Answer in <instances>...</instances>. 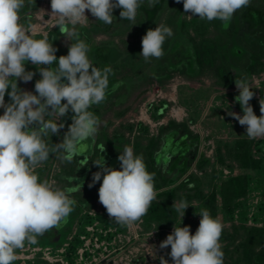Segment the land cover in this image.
Wrapping results in <instances>:
<instances>
[{"label":"rangeland","instance_id":"obj_1","mask_svg":"<svg viewBox=\"0 0 264 264\" xmlns=\"http://www.w3.org/2000/svg\"><path fill=\"white\" fill-rule=\"evenodd\" d=\"M120 11L115 8L112 23L105 24L86 10L87 25L76 26L79 39L89 45L87 55L92 65L101 71L111 68L105 100L93 105L92 112L89 109L100 121L95 137L86 140L89 145L84 152L93 153L89 167H81L77 160L64 161L59 152L52 151L48 160L36 168L40 180H47L54 187L67 189L80 185V190L71 194V198L76 197V206L64 222L65 228L55 234L53 230L45 232L37 237L36 244L26 242L23 249L16 250L17 259L13 264H161V258L173 264L171 246L162 249L159 245L174 231L175 225L188 226L190 234L194 235L202 210L209 211L222 224L223 264H252L244 258L241 243L245 228H264V137L249 139L247 126L240 125L230 113L241 117L244 114L231 97V93L240 92L235 81L244 80L250 83L253 92L249 105L257 116L261 115L260 101H264V0H250V4L237 10L228 22L208 21L191 12L186 13L183 0H157L155 6L142 0L134 25L132 21L120 19ZM50 13L51 0H25L21 23L35 39L47 36L59 58L67 55L76 39L72 41L60 33L58 27H53ZM159 24L171 28L173 33L165 39L163 55L179 31L191 50L195 43L213 48L202 67L197 64L193 71L178 72L177 69L169 78L156 80L153 74L155 63L163 55L146 62L140 54L142 38ZM101 49L105 63L96 60ZM250 59L255 61L259 69L257 73L251 74L235 65V61L250 62ZM36 67L40 66L26 63V71L35 75L28 82L17 80L22 91L37 94L35 82L41 76ZM227 74L231 76L230 85L221 82V77ZM63 80L67 83L66 79H62V83ZM10 102L6 94L5 104ZM178 108V114L174 113ZM3 112L4 109L0 108V115ZM72 114L69 109L57 120L64 127L44 138L50 149L63 141L72 124ZM175 123H181L185 126L183 131L197 137L189 171L172 187L162 188L154 178L157 196L147 213L131 227L117 224L99 201L101 183L88 181V176L97 172L94 162L100 158L110 160V154H122L125 146L132 147L134 155L142 156L150 142L163 136ZM240 156L249 159L252 166L243 167L238 160ZM117 164L118 160L112 162V166ZM240 176L247 178L245 193L227 210L221 197L222 184ZM186 178H193V182L185 184ZM90 184L93 186L89 187ZM171 188L175 189L174 196H162L164 190ZM181 200L189 203L182 221L172 207L174 201Z\"/></svg>","mask_w":264,"mask_h":264},{"label":"clouds","instance_id":"obj_2","mask_svg":"<svg viewBox=\"0 0 264 264\" xmlns=\"http://www.w3.org/2000/svg\"><path fill=\"white\" fill-rule=\"evenodd\" d=\"M156 2L148 0L150 6ZM141 3L142 0H115V3L113 0H51L53 27H58L72 41L76 39L67 55L58 58V67L52 68L49 66L57 61V49L47 36L35 39L21 23L25 0H0V108L4 109L0 115V264H13L17 249H23L26 242L36 244L37 237L59 227L74 210L71 194L78 192L80 185L67 189L54 187L47 180H40L36 168L48 160L52 151L59 152L62 160L72 161L82 154L83 142L98 132L99 118L89 108L105 100L111 68L101 71L92 65L87 55L89 45L79 39L76 26L87 25L86 10L98 21L111 24L115 8L121 9L120 19L134 25ZM249 4L250 0H183V9L201 19L228 22L237 10ZM172 35L171 28L164 24L149 29L142 38L140 55L146 62L152 57L160 58L166 37ZM28 62L40 66L36 67L41 76L35 82L37 94L22 91L17 84L18 79L24 82L33 79L35 73L25 68ZM62 79L67 83H62ZM235 84L240 89L235 99L244 114L230 115L240 125L247 126L249 139L264 137V101H260L261 115L257 116L249 105L253 97L250 83L240 80ZM6 94L11 101L7 105ZM69 109L74 113L69 131L61 143L50 149L44 138L64 127L57 120ZM119 160L121 170L106 167L104 161L94 162L103 169L98 196L117 224L131 227L147 213L157 193L153 175L147 171L143 157L134 155L132 147L125 146ZM80 164L87 165V157ZM101 175V172L93 175V184L101 180ZM188 206L184 200L174 201L172 205L181 221ZM199 215L202 218L194 235L188 226L175 225L174 231L159 245L162 249L171 246L173 264H223L222 224L207 210ZM161 264L168 261L161 258Z\"/></svg>","mask_w":264,"mask_h":264},{"label":"trees","instance_id":"obj_3","mask_svg":"<svg viewBox=\"0 0 264 264\" xmlns=\"http://www.w3.org/2000/svg\"><path fill=\"white\" fill-rule=\"evenodd\" d=\"M213 48L210 46L204 45V44H195V56L197 60V64H199L201 67L204 64V60L207 58L208 52L211 51ZM237 56V55H236ZM254 58V57H253ZM252 58V59H253ZM235 65L241 67L245 71H248L249 73H257L259 69H257L255 61L250 59V62L247 60L243 61H235ZM221 82L225 85L231 84V76L230 74H227L225 76L221 77ZM239 93H231L232 99L240 105L236 101V96H238ZM172 128L174 127H180L182 130L185 126H183L181 123H175L172 124ZM189 134V136L194 139L197 142V137L190 134L187 131H183ZM166 133V132H165ZM164 133V134H165ZM178 133H180L179 129H174L170 131L168 138L170 140H174ZM164 136V135H163ZM163 136L154 138L147 149V151L142 155L143 161L146 165V169L149 173L153 175L154 178H156L161 185L162 188L166 187H172L175 185L180 178H182L188 171H189V162L185 161L183 165H181L177 173L174 174V176H171L173 170L177 167L176 163L170 164L166 170L163 171L161 167L162 161H160L157 157V152L159 150V147L161 145V142L163 140ZM124 151H122L123 153ZM238 160L241 161V164L243 167H251V161L247 158H242L241 156L238 157ZM172 171V172H171ZM193 182V178H186L185 184H191ZM247 184V178L245 176H240L235 179H230L227 181H224L222 184L221 189V197L224 204V207L227 210H230L232 207L233 202L235 199L243 196L245 193V188ZM172 190H164L161 194L164 197H172L175 194V189L171 188ZM213 202V197L210 198ZM236 232L237 229H236ZM243 241L241 243V248L243 252L244 258L247 260H250L252 264H264V228L258 227V226H250L245 228L244 231Z\"/></svg>","mask_w":264,"mask_h":264},{"label":"flooded vegetation","instance_id":"obj_4","mask_svg":"<svg viewBox=\"0 0 264 264\" xmlns=\"http://www.w3.org/2000/svg\"><path fill=\"white\" fill-rule=\"evenodd\" d=\"M142 12V11H141ZM183 24V23H182ZM196 44V43H195ZM195 44H193V49H190L189 44H187V41L185 39V36L179 31L170 42L169 46L167 47V50L160 61H157L155 63V72L153 73L154 76H156V80H163L166 78H169L172 74L176 73L173 72L178 69V72L181 70H187V71H193L195 70L197 66V60L195 56ZM192 46V45H191ZM103 50H100V53L98 52V56L96 57V60H100L101 62H104L103 58ZM105 63V62H104ZM158 66V68H157ZM119 86V85H118ZM116 86V88H118ZM93 106V105H92ZM92 106L89 108L92 112ZM89 110V111H90ZM73 113V112H72ZM74 116V113L71 115ZM73 122V120H72ZM174 129H179L180 133H178V136L174 140H170L168 138L170 131ZM197 142L192 139L188 133L183 132V130L180 127H169L166 131V133L163 136V140L161 142V145L159 147V150L157 152V157L161 163V167L164 170L169 168L168 166L172 163H176L177 167L173 170L171 173V176H174L175 173H177L178 168L183 165L185 161L189 162L190 158L192 157V154L195 152ZM89 143L87 141H84L82 144L83 149H86L88 147ZM86 147V148H85ZM93 153H87L82 152L81 155L76 156L73 158V161H80L83 160L84 157H87L88 162L91 160ZM101 155V151L99 150V157ZM121 153H114L110 154L107 161L100 158L98 162H103L106 167L113 168L115 170H121V161L119 160V156ZM107 156V155H106ZM118 160L117 166H112V162ZM86 167H89V165H85ZM97 172H101V180L96 182L97 184L102 183L103 179V169L99 166H96ZM165 172V171H164ZM93 174H90L88 176V181L93 184ZM76 179V178H75ZM96 185V184H95ZM75 200V204L73 206H76V197H72ZM67 221V218L63 220L59 227L53 228L51 230L55 232H58L60 228L64 227V222ZM65 228V227H64ZM57 234V233H56Z\"/></svg>","mask_w":264,"mask_h":264},{"label":"water","instance_id":"obj_5","mask_svg":"<svg viewBox=\"0 0 264 264\" xmlns=\"http://www.w3.org/2000/svg\"><path fill=\"white\" fill-rule=\"evenodd\" d=\"M50 67L55 68L58 67V58L57 61H54L52 65H50ZM63 83H65V81L63 80Z\"/></svg>","mask_w":264,"mask_h":264},{"label":"built area","instance_id":"obj_6","mask_svg":"<svg viewBox=\"0 0 264 264\" xmlns=\"http://www.w3.org/2000/svg\"><path fill=\"white\" fill-rule=\"evenodd\" d=\"M178 110H180V109H179V108H178V109H175V110H174V113L178 114ZM181 115H182V114H180L179 116H181ZM176 119L180 121V120H182V117H181V118H178V117H177Z\"/></svg>","mask_w":264,"mask_h":264}]
</instances>
